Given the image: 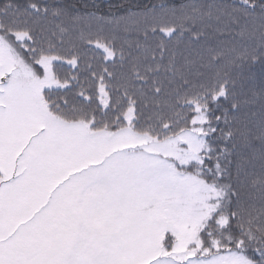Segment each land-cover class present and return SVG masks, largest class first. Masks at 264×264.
Instances as JSON below:
<instances>
[{
    "label": "snow or ice",
    "instance_id": "obj_1",
    "mask_svg": "<svg viewBox=\"0 0 264 264\" xmlns=\"http://www.w3.org/2000/svg\"><path fill=\"white\" fill-rule=\"evenodd\" d=\"M0 264H264V0H0Z\"/></svg>",
    "mask_w": 264,
    "mask_h": 264
},
{
    "label": "trees",
    "instance_id": "obj_2",
    "mask_svg": "<svg viewBox=\"0 0 264 264\" xmlns=\"http://www.w3.org/2000/svg\"><path fill=\"white\" fill-rule=\"evenodd\" d=\"M133 3L139 2L141 4L143 3H158L160 0H132Z\"/></svg>",
    "mask_w": 264,
    "mask_h": 264
}]
</instances>
